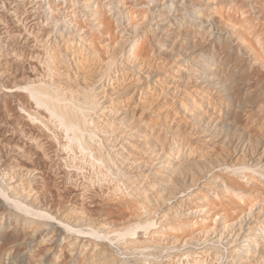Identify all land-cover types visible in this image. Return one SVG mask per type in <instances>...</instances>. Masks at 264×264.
Listing matches in <instances>:
<instances>
[{
    "label": "rangeland",
    "instance_id": "rangeland-1",
    "mask_svg": "<svg viewBox=\"0 0 264 264\" xmlns=\"http://www.w3.org/2000/svg\"><path fill=\"white\" fill-rule=\"evenodd\" d=\"M0 264H264V0H0Z\"/></svg>",
    "mask_w": 264,
    "mask_h": 264
},
{
    "label": "bare ground",
    "instance_id": "bare-ground-1",
    "mask_svg": "<svg viewBox=\"0 0 264 264\" xmlns=\"http://www.w3.org/2000/svg\"><path fill=\"white\" fill-rule=\"evenodd\" d=\"M2 193H3L7 198H9V199L11 198V197H10L5 191H2ZM12 200H13V199H12ZM14 201H15V200H14ZM12 203H13V202H12ZM16 203H17V205H18L19 207H21V208L29 209L28 206H27L25 203H24L25 205H24L22 202H19V201H16ZM138 227H139V226H138ZM140 227H141V226H140ZM135 228H136V227H135ZM136 229H137V228H136ZM136 229H135V231H132V230H131V231L133 232V235H134V234H137ZM137 230H138V229H137ZM131 231H130V232H131ZM130 232H129V233H130Z\"/></svg>",
    "mask_w": 264,
    "mask_h": 264
}]
</instances>
